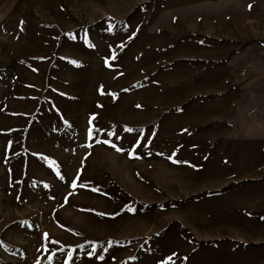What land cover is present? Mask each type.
<instances>
[{"label": "rangeland", "instance_id": "1", "mask_svg": "<svg viewBox=\"0 0 264 264\" xmlns=\"http://www.w3.org/2000/svg\"><path fill=\"white\" fill-rule=\"evenodd\" d=\"M0 264H264V0H0Z\"/></svg>", "mask_w": 264, "mask_h": 264}]
</instances>
